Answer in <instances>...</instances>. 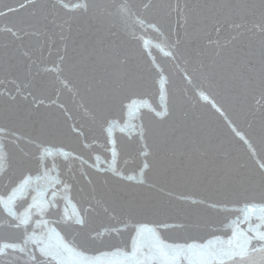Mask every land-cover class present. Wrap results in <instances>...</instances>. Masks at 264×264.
Returning a JSON list of instances; mask_svg holds the SVG:
<instances>
[{
    "label": "snow or ice",
    "instance_id": "1",
    "mask_svg": "<svg viewBox=\"0 0 264 264\" xmlns=\"http://www.w3.org/2000/svg\"><path fill=\"white\" fill-rule=\"evenodd\" d=\"M0 264H264V0L0 4Z\"/></svg>",
    "mask_w": 264,
    "mask_h": 264
},
{
    "label": "water",
    "instance_id": "2",
    "mask_svg": "<svg viewBox=\"0 0 264 264\" xmlns=\"http://www.w3.org/2000/svg\"><path fill=\"white\" fill-rule=\"evenodd\" d=\"M12 0H0V4H9Z\"/></svg>",
    "mask_w": 264,
    "mask_h": 264
}]
</instances>
